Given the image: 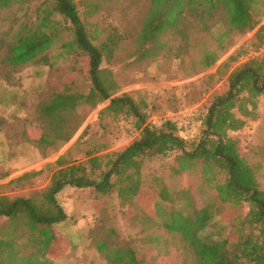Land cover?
Returning <instances> with one entry per match:
<instances>
[{"label": "trees", "instance_id": "16d2710c", "mask_svg": "<svg viewBox=\"0 0 264 264\" xmlns=\"http://www.w3.org/2000/svg\"><path fill=\"white\" fill-rule=\"evenodd\" d=\"M16 1L43 2V7L36 8L41 13L37 15L39 23L35 29L27 28L9 41L8 32L0 28L1 60L10 66L34 60L57 37L55 32L46 34L43 30L56 27L58 20L51 18L56 14L68 23L64 27L71 37L63 42L61 51H74L84 59L80 70L88 80L87 89L71 90L66 86L41 105L39 110L47 122L37 125L40 134L36 139L30 138L36 147L50 149L58 142H67L80 125L69 123L72 116L81 120L82 113L77 108L91 109L104 101L108 103L99 111V119L105 112L131 117L138 135L120 150L89 152L82 161L57 158L58 167L48 185L27 196L0 195V217L8 218L14 229L25 228L29 232L27 241L37 248L28 256L19 254L15 243L18 234L12 229L7 237L0 238V264H50L48 251L55 240L51 228L67 218L56 199L65 186L93 188L97 197L115 196L122 204L146 189L164 204L165 208L156 214H135L131 218L138 217L144 226L143 239L118 236L114 228L100 224L88 232L91 247L106 264H158L172 256L180 258V264H264V189L259 182L260 166L240 153L238 140L230 135L246 125V117L254 118L256 114L257 99L264 94V53L251 54L240 61L239 58L246 57L240 45L218 66L216 75L222 73L219 67L229 68L227 89L212 94L205 112L199 115L201 127L197 136L184 140L172 120L159 125L146 122L143 98L136 99L130 92L116 94L119 84L114 72L102 66V60L119 36L100 38L101 29L89 28L80 18L77 0H0V10L10 8ZM262 18L264 0H149L136 40L140 47L151 42L165 48L166 42H160L158 37L166 30L184 38L188 31L189 36L203 33L216 43L214 49L201 50L200 64L209 67L218 59V52L225 50L232 34L252 31ZM253 37L251 45L256 52L264 44V23ZM37 59L52 64L47 55ZM174 152L179 154L172 164L173 172L189 173L200 164V183L215 192L214 201L196 208L191 198L194 186L177 190L156 175L144 181L141 169L145 161ZM217 216L230 224L225 237L208 231L215 226ZM177 240L181 242L180 248L176 247Z\"/></svg>", "mask_w": 264, "mask_h": 264}, {"label": "rangeland", "instance_id": "374dc122", "mask_svg": "<svg viewBox=\"0 0 264 264\" xmlns=\"http://www.w3.org/2000/svg\"><path fill=\"white\" fill-rule=\"evenodd\" d=\"M77 1L80 18L89 28H100V38L113 34L119 36L111 51L103 57L102 66L114 72L119 84L116 94L130 92L136 99L143 98L146 102L142 107L145 120L154 125L183 118L188 113L197 117L203 114L212 94L227 89L229 68L219 67L223 74L218 72L217 75L216 69L240 45L246 51V57L239 58L240 61L251 54L264 53V44L256 52L251 45L255 41L253 34L264 23V18L252 31L232 34L226 41L225 50L218 52L215 63L204 67L200 64L201 50L205 47L214 49L216 43L200 32L189 36L188 31L187 38H184L166 30L158 37L160 42H166L165 48L151 42L139 46L136 39L140 19L149 0ZM42 5L41 1H16L10 8L0 10V28L8 32V41L27 28L33 30L37 27V15L41 13L36 8ZM51 18L59 23L55 28L45 27L43 30L46 34L55 32L57 37L40 53L47 55L51 65L37 59L40 54L32 61L15 66L4 63L0 57V195L9 198L27 196L46 187L58 167L55 161L59 157L68 162L82 161L89 152L101 154L120 150L138 135L131 117L105 112L99 119V111L108 103L104 101L91 109L86 106L77 108L82 113L81 120L72 116L69 123L80 125L67 142H58L53 148L45 146L41 150L31 141L40 134L37 125L47 122L39 109L53 93L66 86L71 90L88 88V80L80 70L85 65L84 59L74 51L69 54L61 51L63 42L71 38L64 27L66 23L56 14ZM217 32L214 29V34ZM234 112L240 116L237 109ZM246 122L243 128L230 132V135L238 140L240 153L260 166L259 182L264 189V94L257 99L254 118L246 117ZM178 154L157 155L145 161L141 169L144 181L156 175L177 190L194 186L191 198L196 208L214 201L215 192L200 183V164L189 173L173 172L172 164ZM147 192L142 189L136 198L122 204L115 196L97 197L93 188L65 186L56 194V199L67 218L51 228L55 240L48 251L50 264H106L88 239V232L99 224L114 228L118 236L143 239L144 226L138 217L131 220L133 215L156 214L165 208ZM9 223L8 218L0 217V238L7 237L13 229L18 234L15 243L19 254L30 255L37 248L27 241L29 232L23 227L14 229ZM220 227L223 228L219 231ZM229 228V222L221 221L217 216L215 226L208 231L225 237ZM175 244L181 247L178 240ZM180 260L172 256L158 264H180Z\"/></svg>", "mask_w": 264, "mask_h": 264}, {"label": "built area", "instance_id": "2783aa9c", "mask_svg": "<svg viewBox=\"0 0 264 264\" xmlns=\"http://www.w3.org/2000/svg\"><path fill=\"white\" fill-rule=\"evenodd\" d=\"M177 127L178 135L184 140H191L197 136L201 127V120L192 113L184 114L183 118L173 120Z\"/></svg>", "mask_w": 264, "mask_h": 264}, {"label": "crops", "instance_id": "0c3cea01", "mask_svg": "<svg viewBox=\"0 0 264 264\" xmlns=\"http://www.w3.org/2000/svg\"><path fill=\"white\" fill-rule=\"evenodd\" d=\"M66 213V212H65Z\"/></svg>", "mask_w": 264, "mask_h": 264}]
</instances>
